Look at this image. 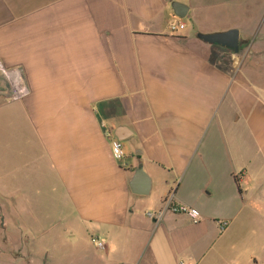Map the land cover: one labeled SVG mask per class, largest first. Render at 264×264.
<instances>
[{
	"label": "crops",
	"instance_id": "crops-1",
	"mask_svg": "<svg viewBox=\"0 0 264 264\" xmlns=\"http://www.w3.org/2000/svg\"><path fill=\"white\" fill-rule=\"evenodd\" d=\"M232 28L263 56L264 0H0V63L26 88L0 78L4 232L58 224L98 264H264V81L196 37ZM170 194L199 222L146 216Z\"/></svg>",
	"mask_w": 264,
	"mask_h": 264
},
{
	"label": "rangeland",
	"instance_id": "rangeland-1",
	"mask_svg": "<svg viewBox=\"0 0 264 264\" xmlns=\"http://www.w3.org/2000/svg\"><path fill=\"white\" fill-rule=\"evenodd\" d=\"M224 22V21H222ZM227 23H244L231 21ZM252 52L248 43H239V67L249 76L264 81V55ZM3 90L7 85L3 83ZM11 225V221H8ZM43 237L27 238L24 230L10 228L4 232L0 226V262L3 264H98L101 257L86 243H77L68 231L58 224H49ZM25 232V231H24Z\"/></svg>",
	"mask_w": 264,
	"mask_h": 264
},
{
	"label": "built area",
	"instance_id": "built-area-1",
	"mask_svg": "<svg viewBox=\"0 0 264 264\" xmlns=\"http://www.w3.org/2000/svg\"><path fill=\"white\" fill-rule=\"evenodd\" d=\"M177 27L179 29H182L184 27V24L179 23L177 25ZM169 28L175 29L176 25L170 24ZM0 78L7 85L5 92L8 94L7 95L8 99H17V98L21 97L26 92V88L23 84L22 77H21V74L19 71L14 70V69H8L0 63ZM106 135H107L108 140H109L110 151H111L112 156L115 159H122L124 157V153L122 150V143L118 139L111 137L109 131L106 132ZM171 198H172V194H170L164 200V203H163L164 206L160 211H158V212L148 211V212H146V216L149 218H153V219L157 220V219L161 218L162 214L165 211H169V212L174 213V214H184V215L188 216L192 223H198L199 222L200 213L197 209L187 207L184 205L174 204V203H172ZM219 224H220V227L222 229H224L225 226L227 225V222L226 221H220ZM91 242L94 244L96 249L102 250V251L104 250L105 243H104V241L100 240L98 237H92ZM0 264H3V263L0 262Z\"/></svg>",
	"mask_w": 264,
	"mask_h": 264
},
{
	"label": "water",
	"instance_id": "water-1",
	"mask_svg": "<svg viewBox=\"0 0 264 264\" xmlns=\"http://www.w3.org/2000/svg\"><path fill=\"white\" fill-rule=\"evenodd\" d=\"M171 7L173 9V12L177 16L179 17L185 16L184 13L185 7L182 4L173 2L171 4ZM196 37L203 42L226 47L227 49L231 50L234 53H237L239 50V32L235 28L228 29L222 32L212 33V34L198 33ZM147 185L148 182L145 178L141 179L139 177H136V175L132 178L131 187L133 189L140 190V191H133L134 193L146 194L148 192L146 191Z\"/></svg>",
	"mask_w": 264,
	"mask_h": 264
}]
</instances>
